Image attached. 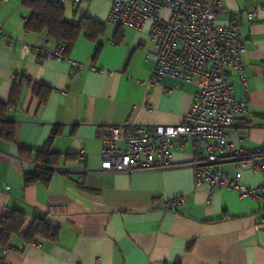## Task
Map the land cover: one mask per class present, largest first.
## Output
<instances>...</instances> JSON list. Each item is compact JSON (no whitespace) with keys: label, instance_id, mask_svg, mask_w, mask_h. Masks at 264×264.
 Instances as JSON below:
<instances>
[{"label":"crops","instance_id":"1","mask_svg":"<svg viewBox=\"0 0 264 264\" xmlns=\"http://www.w3.org/2000/svg\"><path fill=\"white\" fill-rule=\"evenodd\" d=\"M112 1L63 3L67 21H90L89 29L97 31L88 35L82 28L67 47L68 56L85 64L72 77L69 62L45 59L40 52L53 49L56 40L25 28L32 14L26 0H0V27L15 38L13 47L0 43V218L13 210L26 214L21 231L0 243V264H264V229L257 228L264 204L234 190L196 184L192 143H176L173 164L166 168L101 170L105 125L128 119L180 124L197 90L171 76L150 84L153 64L145 58L150 23L142 29L110 23ZM222 3L218 24L238 22L247 41V88L232 67L228 79L239 99L249 96L250 111L228 129V148L216 169L257 186L262 174L241 167L233 150L264 149V5L249 18L260 1ZM36 85L41 93L48 90L44 102ZM2 120L15 125L14 140L2 135ZM46 147L56 155L55 165L40 161ZM81 149L87 153L84 163L78 159ZM42 168L52 170L50 179L26 184V175ZM180 196L182 204L166 207L165 201ZM39 215L59 228L57 240L25 239Z\"/></svg>","mask_w":264,"mask_h":264},{"label":"built area","instance_id":"2","mask_svg":"<svg viewBox=\"0 0 264 264\" xmlns=\"http://www.w3.org/2000/svg\"><path fill=\"white\" fill-rule=\"evenodd\" d=\"M7 1V0H3ZM80 3L90 0H59ZM248 12L253 18L263 7L264 0ZM223 11L222 0H113L107 20L116 26L142 29L150 23L151 46L145 58L152 62L150 84H159L163 76H171L186 83H194V105L177 125H144L131 119L121 124L104 126L101 150V170L132 173L166 168L173 164L172 150L176 143H192L194 158L191 166L196 184L206 182L210 191L216 188L234 190L243 198L264 204V149L235 148L233 157L241 167L259 171L262 182L257 186L244 184L239 176L231 177L216 169L228 148V129L237 118L250 111L249 96L239 99L228 79L234 68L239 80L247 88L244 53L247 41L241 25L234 21L220 25L218 15ZM13 47L15 38L0 27V43ZM25 47L30 45L24 43ZM66 42H56L53 49L40 50L45 59L67 61L72 77L83 69L84 63L66 54ZM97 70L95 63L90 64ZM80 162L87 161L81 149ZM83 177L79 182L83 184ZM184 202V197L165 201L168 209ZM264 229V216L257 223Z\"/></svg>","mask_w":264,"mask_h":264},{"label":"trees","instance_id":"3","mask_svg":"<svg viewBox=\"0 0 264 264\" xmlns=\"http://www.w3.org/2000/svg\"><path fill=\"white\" fill-rule=\"evenodd\" d=\"M31 9L32 14L25 23V28L33 32H46L49 37L56 42H66L67 47L72 45L77 39L82 28H87L88 35H93L97 31H92L90 21L84 20V23L74 24L67 21L65 17V9L63 3L59 0H26L25 2ZM97 25L96 22H92ZM90 28V29H89ZM17 85V84H16ZM35 91L41 96L44 102L48 95V90L41 93L40 88L35 86ZM0 103V117L3 116L2 109L4 106ZM2 135L9 140H14L16 135L15 125L7 120H2ZM50 138L48 146L52 141ZM40 161L44 165L52 166L57 163L56 155L46 147L45 150L39 152ZM52 175L50 168H42L34 173L26 175V184L38 181L40 179L49 180ZM26 214L20 210H13L0 218V243L5 245L9 243L12 236L19 233L23 228ZM59 236V228L48 223L43 215L37 216L28 230L25 232V239L32 242L38 238L47 240H57Z\"/></svg>","mask_w":264,"mask_h":264}]
</instances>
